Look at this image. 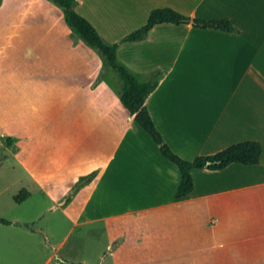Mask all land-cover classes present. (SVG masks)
<instances>
[{
    "label": "crops",
    "instance_id": "0c3cea01",
    "mask_svg": "<svg viewBox=\"0 0 264 264\" xmlns=\"http://www.w3.org/2000/svg\"><path fill=\"white\" fill-rule=\"evenodd\" d=\"M37 1L29 0L19 17L27 22L23 58L41 66L19 61L0 66V141L9 135L12 141L3 146L12 153L18 145V162L31 184L28 197L34 186L61 209L71 221L67 235L81 229L87 240L98 229L110 233L109 264H132L141 243L154 251L151 260L164 264H264V0L76 2L109 43L165 6L229 19L236 27L162 22L146 39L123 44L140 47L133 66L138 71L165 69L147 103L178 154L195 159L240 141L263 144L259 164L194 169L195 188L181 198L178 164L117 92L96 85L101 64L96 50L82 44L61 7ZM33 20L43 21L39 32ZM20 24L19 18L13 21L14 35ZM55 44L80 50L50 51ZM127 54L119 47L120 59ZM94 170L97 176L74 192L80 177ZM107 256L105 251L97 262L82 263L107 264Z\"/></svg>",
    "mask_w": 264,
    "mask_h": 264
},
{
    "label": "rangeland",
    "instance_id": "374dc122",
    "mask_svg": "<svg viewBox=\"0 0 264 264\" xmlns=\"http://www.w3.org/2000/svg\"><path fill=\"white\" fill-rule=\"evenodd\" d=\"M41 1H37V3ZM49 1L61 7L65 14V9L60 3L56 0ZM27 7H29V0H0V55L4 58L0 61V66H4V69L14 66L13 63L18 61L25 66H41L39 62L34 64L27 62L22 54L23 50L26 49L25 40H28V36L25 34L27 22L19 16ZM16 18H19L21 27L20 32H18L20 34L14 35L12 26ZM31 24H33V30L39 32L42 29L40 27H42L43 21L33 20ZM77 37L83 45L91 46L100 56L101 64L96 76V85L99 83L108 84L112 91L121 96L123 80L120 74L107 64L104 55L98 48L90 45L79 34H77ZM123 44L124 42L120 44V47L123 46L124 50L127 49L129 52V55H126L128 58L124 56V59L130 60L132 64L122 58L120 60L124 61L131 70L141 74L144 79H148L153 70L140 72L133 67L136 63V55L141 52L139 51L140 47ZM70 50L78 54L80 49L58 44L50 48V51H58L59 53H69ZM9 137V135L4 137L2 143L0 141V216L8 218L12 222L4 223L0 221V264H69V260L94 263L105 251L108 255L107 264L109 262L113 263V256L110 255L112 247L108 248L112 235L106 232L105 229L102 228L101 232L98 229L94 235H85L87 240L80 232L81 229L67 235L71 221L68 220L61 209H55L52 206L53 202L43 199L34 186L31 188L34 192L31 197L20 201L16 199V196L19 195L23 198L21 192L26 188L29 189L31 184L19 165L17 158L18 145H14V153L3 146V143L7 145V142L12 141ZM22 221H28L32 226L28 227ZM100 227L102 226L100 225ZM61 242L63 243L59 254H55L51 262H47ZM144 244H139L137 250L132 253L133 257L130 262L132 264H164L162 260H151L154 251L152 252L150 247ZM161 254L162 251L156 256ZM124 264L129 263L124 261Z\"/></svg>",
    "mask_w": 264,
    "mask_h": 264
},
{
    "label": "trees",
    "instance_id": "16d2710c",
    "mask_svg": "<svg viewBox=\"0 0 264 264\" xmlns=\"http://www.w3.org/2000/svg\"><path fill=\"white\" fill-rule=\"evenodd\" d=\"M66 13V19L76 33L85 39L90 45L98 48L104 55L108 65L112 66L121 76L124 86L121 94L122 101L131 111L135 119L144 127L160 144L163 153L178 164L182 172V182L176 196L184 197L193 192L195 180L193 170L197 168L223 169L228 165L238 162L248 165L259 164L262 161L263 144L259 140H245L232 144L213 154H200L195 159H187L178 154L168 143L165 136L158 128L150 112L147 100L150 94L157 88L165 72L164 68L153 70L148 79L131 70L118 56L120 44L125 41H135L145 38L149 31L162 22L177 24L189 23L203 28H220L233 31L236 27L229 19H206L193 15H187L170 6L156 8L151 12L148 21L128 33L120 41L107 42L97 27L75 7L77 0H56ZM98 174L94 170L89 174L82 175L73 188L77 191L81 186L92 181ZM23 198L16 196L17 200H24L30 192L25 189L21 192ZM0 221L11 223L12 220L1 217ZM31 227L30 222L23 223ZM71 264H83L82 262H70Z\"/></svg>",
    "mask_w": 264,
    "mask_h": 264
}]
</instances>
